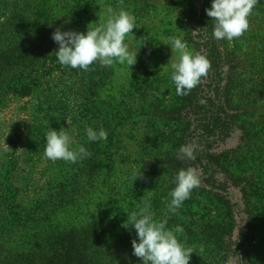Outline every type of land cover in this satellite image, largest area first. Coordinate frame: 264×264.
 Segmentation results:
<instances>
[{"label": "rangeland", "instance_id": "obj_1", "mask_svg": "<svg viewBox=\"0 0 264 264\" xmlns=\"http://www.w3.org/2000/svg\"><path fill=\"white\" fill-rule=\"evenodd\" d=\"M4 1L0 0V193L6 186H15L21 193L18 200L24 196V203L28 198L44 196L50 185L71 173L78 174L82 159L72 163L45 156V135L51 129L67 132L72 140L70 149L78 151L83 146L89 152L86 129L106 126L112 170L117 174L112 200L129 192L139 196L138 203L144 198L153 199L154 209L150 212L156 221L165 215L189 219L180 208L175 213L169 211L171 188H160L163 193L155 198L148 193L155 191L159 179L165 177V168L159 165L164 150L180 138L181 128L186 125L183 118L178 123L158 118L175 106L177 96L171 64L179 53H172L169 38H180L189 51L202 53L198 32L193 30L200 27L195 16L205 15L208 0H7L5 11L1 4ZM121 10L135 17L136 28L127 34L125 43L130 52H137L136 63L130 67L126 62H117L106 67L107 78L95 89L86 110L80 75L61 70L53 53L41 55L38 50L44 48L43 42L58 48L52 39L57 28L86 33L88 26L92 29L106 24ZM248 21L249 28L241 37L221 40L223 70L234 78V100L241 106L237 122L214 143L218 152L240 148L231 165L233 184L229 182L228 187L235 202V225L231 234L219 233L223 250L213 248L215 242L219 243L214 237H190L184 245L193 252L189 264H245V257L241 259L232 241L238 240L241 230L251 236L246 254L251 264H264V91L260 80L264 77V0H259ZM20 49H24L25 59L36 61L26 70L30 71L26 81L38 78L27 94L1 85L17 75L18 68H12L10 61ZM105 143L102 140L101 146ZM140 172L142 178L136 179ZM245 180L248 184L243 196L241 185ZM75 187L79 189L80 185ZM196 192L194 188L190 193L192 210L197 207L216 215L209 197ZM108 203L105 205L110 207ZM3 209L0 198V219ZM82 210L90 219L104 214L99 206ZM115 223L122 228V221Z\"/></svg>", "mask_w": 264, "mask_h": 264}, {"label": "trees", "instance_id": "obj_2", "mask_svg": "<svg viewBox=\"0 0 264 264\" xmlns=\"http://www.w3.org/2000/svg\"><path fill=\"white\" fill-rule=\"evenodd\" d=\"M211 2L212 0H208L206 8L211 7ZM1 4L4 5L5 11L8 1ZM195 19L199 20L198 28L206 26L207 29V37L203 31L198 32L197 43L201 45L199 48L202 50L201 54L210 61L211 68L208 76L202 78V82L192 89L189 95H177L175 106L169 107L167 111H163V116L158 117L161 121L170 119L177 123L183 118L186 125L181 128L180 138H176L175 142L164 150L159 165L165 168L166 175L159 179L157 189L149 192L148 196L155 198L163 193L159 191L160 188L164 191L167 188L173 190L176 187L175 177L178 171L190 166L195 167L201 180L200 185L195 188L200 193H196L207 195L217 214L211 216L208 211L203 212L197 207L192 210L189 198L180 207L181 214L188 215L189 219L187 216L183 220L182 216L173 218L165 215L159 221L166 219V228L173 230L183 245L189 243L190 237L192 239L195 234H202L204 239L214 237L219 243L215 242L216 246L213 248L223 250L219 233L231 234L235 225V202L228 187L233 184L230 182L233 179L231 165L239 156L240 148L218 152L214 150V143L216 138L229 132L231 125L237 122L241 104L235 103L234 100L232 90L234 78L223 70L221 40L217 41L211 35L214 21L206 13L203 16H195ZM7 33H11V30H7ZM42 46L44 48L38 50L39 54L53 53L54 60H58L55 52L58 50L57 45L49 46V42H43ZM23 50L12 54L10 61L12 68L17 66V75L13 74L1 83L18 94L29 93L33 81H38V78L33 77L31 81H26L30 72L26 70L32 68L36 61L33 58L25 59L22 55ZM57 63L58 66H62L59 61ZM61 70H69L80 75L86 98L84 107L86 106L88 110L87 103L91 101L95 89L107 78V68L95 62L89 66L88 71L73 69L70 66H62ZM260 80L261 89L264 91V77ZM201 100L204 103H200ZM242 103L246 107L245 101ZM105 128L106 126L103 129ZM100 129L94 128L97 132ZM107 140L104 146H101L102 140H88L90 155L81 160V166L77 169L78 174L71 173L64 180L50 185V191L44 196L28 198L23 203L24 196L19 200L17 198L19 194L21 195L17 187L9 185L1 189L0 198L4 203V209L0 219V264H139V258L133 255L131 245V241L137 239L135 229L118 228L115 222L122 221L123 224L128 219V214L133 211L139 213L143 201L150 204V210L154 209L153 199L144 198L138 203L139 196L129 195L127 192L131 202L126 200L128 196H125L126 193L115 201L112 200L111 192L116 188L117 174L112 170L114 162ZM188 143L196 144V159H177L179 148ZM143 158L145 157L141 160ZM145 161L148 163L147 159ZM247 184L248 180H245L241 185L243 196L246 195ZM79 185V189L75 187ZM244 199L246 201L244 204H247L246 197ZM107 202L112 205L107 207L105 205ZM91 206L94 208L99 206L104 213L103 216L90 219V215L83 214L82 209ZM124 207H127L126 211ZM68 216H71V219L68 220ZM245 221L248 229L249 219ZM176 226L182 227L183 232H175ZM249 239L251 236L248 237V232L241 230L238 240H232L236 250H239L241 259L245 257V264L252 263L246 255Z\"/></svg>", "mask_w": 264, "mask_h": 264}, {"label": "clouds", "instance_id": "obj_3", "mask_svg": "<svg viewBox=\"0 0 264 264\" xmlns=\"http://www.w3.org/2000/svg\"><path fill=\"white\" fill-rule=\"evenodd\" d=\"M258 3L259 0H212L211 7L205 9L206 15L214 21L212 37L217 41H232L241 37L248 30V17ZM134 28L135 17L123 10L108 19L106 24L92 29L88 26L86 33L61 31L57 28L52 34V39L58 44V50L55 51L57 59L62 66L84 71H88L89 66L95 62L105 67L126 62L131 67L136 63L137 52L129 51L125 38L127 34L133 33ZM193 31H203L207 37L206 26ZM169 43L172 53H179L178 59L171 64V80L175 84L176 94L189 95L202 82V78L208 76L210 61L199 52L189 51L180 38L171 37ZM200 103L204 101L201 100ZM86 134L89 141L107 140L108 136L103 128L97 132L88 127ZM45 137V156L53 161L62 159L76 163L90 155L83 146L78 151L70 149L72 140L64 129H51ZM196 151L195 143L182 145L177 159L195 160ZM138 178H142L141 172L136 179ZM175 183L176 187L170 193L172 199L168 205L169 211L173 213L190 198L191 191L200 185L201 180L197 169L190 166L178 171ZM166 224V219L159 222L154 220L147 201H143L139 213L133 211L128 214L122 227L135 229L137 239H133L131 245L133 255L139 258L141 264H189L193 252L178 241L174 231L167 229ZM175 232H183V228L176 226Z\"/></svg>", "mask_w": 264, "mask_h": 264}]
</instances>
